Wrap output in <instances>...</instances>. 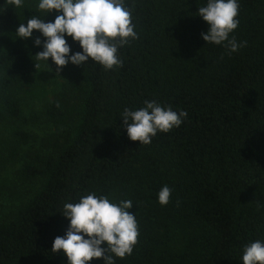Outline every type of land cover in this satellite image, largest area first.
Listing matches in <instances>:
<instances>
[{
	"label": "trees",
	"instance_id": "trees-1",
	"mask_svg": "<svg viewBox=\"0 0 264 264\" xmlns=\"http://www.w3.org/2000/svg\"><path fill=\"white\" fill-rule=\"evenodd\" d=\"M125 2L138 38L119 49L122 65L59 69L78 104L52 101L44 116L67 130V141L19 169L20 180L40 185L0 220V264H68L62 250L51 251L69 226L59 211L90 192L133 201L137 243L115 264H242L244 245L264 239V0H239L230 38L246 45L231 55L201 39L207 24L197 12L206 0ZM31 16L44 14L27 0L20 8L0 0V125L22 117L14 88L28 78L39 48L15 31ZM54 19L47 14L45 22ZM146 100L187 117L143 145L128 138L121 114ZM164 185L172 193L161 206Z\"/></svg>",
	"mask_w": 264,
	"mask_h": 264
},
{
	"label": "clouds",
	"instance_id": "clouds-1",
	"mask_svg": "<svg viewBox=\"0 0 264 264\" xmlns=\"http://www.w3.org/2000/svg\"><path fill=\"white\" fill-rule=\"evenodd\" d=\"M10 3L20 8L24 0ZM37 9L44 14L43 19L31 16L15 31L18 39L31 38L33 46L41 48L34 55L36 69L37 61L51 67V58L58 74L69 63L84 67L89 61L112 70L122 65L119 49L138 38L125 0H37ZM53 11L57 13L54 21L45 22L46 15ZM197 13L207 24L201 33L207 44L223 46L227 55L246 45V41L238 43L234 36L230 38L239 26V0H206ZM34 30L40 35L34 36ZM66 37L78 42L81 51L72 52ZM186 117L185 111L146 100L138 109H124L121 127L131 141L148 145L158 132L178 128ZM171 193L172 189L164 185L157 194L158 203L166 206ZM132 207V200L117 203L95 192L81 196L76 203L65 202L59 212L69 220V226L63 236L54 239L51 251L62 250L68 264H90L94 258H102L103 264H115L117 258L131 255L137 243L138 222L136 214L129 211ZM241 260L242 264H264V239L244 245Z\"/></svg>",
	"mask_w": 264,
	"mask_h": 264
},
{
	"label": "rangeland",
	"instance_id": "rangeland-1",
	"mask_svg": "<svg viewBox=\"0 0 264 264\" xmlns=\"http://www.w3.org/2000/svg\"><path fill=\"white\" fill-rule=\"evenodd\" d=\"M27 1L37 6V0ZM49 14L55 17L57 13ZM35 60L28 78L14 88L20 99L22 117L0 125V220L7 219L40 185L38 180H20L19 169L33 163L36 154H55L57 146L67 141V130L57 131L44 116L46 107L52 101L64 106L78 104L77 93L68 77L60 71L58 74L57 69L43 61H37L36 69ZM17 132L26 133L28 140L18 141ZM14 150L16 153L12 155Z\"/></svg>",
	"mask_w": 264,
	"mask_h": 264
}]
</instances>
